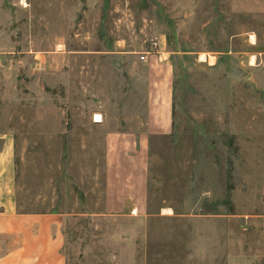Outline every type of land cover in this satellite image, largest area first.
<instances>
[{
  "label": "rangeland",
  "instance_id": "obj_1",
  "mask_svg": "<svg viewBox=\"0 0 264 264\" xmlns=\"http://www.w3.org/2000/svg\"><path fill=\"white\" fill-rule=\"evenodd\" d=\"M153 42L173 133L146 212L108 215L107 136L144 121L129 59ZM2 136L18 211L63 217L66 264H264V0H0Z\"/></svg>",
  "mask_w": 264,
  "mask_h": 264
},
{
  "label": "crops",
  "instance_id": "obj_2",
  "mask_svg": "<svg viewBox=\"0 0 264 264\" xmlns=\"http://www.w3.org/2000/svg\"><path fill=\"white\" fill-rule=\"evenodd\" d=\"M163 57H148L142 63L129 59L137 90L134 114L144 121L139 129L107 136L108 215L141 214L148 208L151 139L170 136L174 129V69ZM0 146V264H66L63 217L18 211L13 139L0 137Z\"/></svg>",
  "mask_w": 264,
  "mask_h": 264
},
{
  "label": "built area",
  "instance_id": "obj_3",
  "mask_svg": "<svg viewBox=\"0 0 264 264\" xmlns=\"http://www.w3.org/2000/svg\"><path fill=\"white\" fill-rule=\"evenodd\" d=\"M159 47V43L158 42H153L152 43V51H147L145 53H143L141 56H140V61L141 62H147L148 60V57L150 55H152L154 53V50L157 49Z\"/></svg>",
  "mask_w": 264,
  "mask_h": 264
},
{
  "label": "bare ground",
  "instance_id": "obj_4",
  "mask_svg": "<svg viewBox=\"0 0 264 264\" xmlns=\"http://www.w3.org/2000/svg\"><path fill=\"white\" fill-rule=\"evenodd\" d=\"M253 41V40H252ZM204 58H206L204 55L201 56V59L203 60ZM210 63H211V60H210Z\"/></svg>",
  "mask_w": 264,
  "mask_h": 264
}]
</instances>
